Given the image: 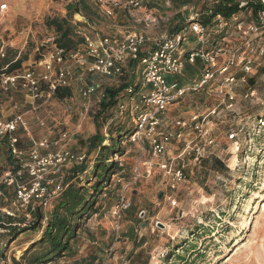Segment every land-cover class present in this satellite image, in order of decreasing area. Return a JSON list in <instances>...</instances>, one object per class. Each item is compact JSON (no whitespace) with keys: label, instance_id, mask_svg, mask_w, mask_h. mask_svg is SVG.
I'll use <instances>...</instances> for the list:
<instances>
[{"label":"rangeland","instance_id":"1","mask_svg":"<svg viewBox=\"0 0 264 264\" xmlns=\"http://www.w3.org/2000/svg\"><path fill=\"white\" fill-rule=\"evenodd\" d=\"M71 1L75 0H0V43L7 47V60L21 57L24 58L21 65H26L39 59L42 52L39 42L53 29L45 22L49 18L67 17L74 30L76 26L83 27L82 23L75 26L73 15L68 14L66 5ZM219 1L140 0L131 15L117 9L113 16H107L101 3L86 0L90 6L87 14L92 11L95 17L91 22L88 15L83 13V16L99 34L118 35L136 30L152 39L169 35L192 16L205 22ZM254 1L257 0H233L239 10L231 17L219 14L209 18L207 50L227 45L210 68L215 76L161 114L162 125L168 131L174 130L172 123L176 119L189 123L192 114L216 108L207 124L212 145L197 159L192 157L193 149L189 155L175 159V162L182 160L186 177L173 190L166 185L156 165L146 175L144 164L138 163L140 147L129 142L127 135L121 133L119 145L116 144L114 133L133 126L131 113L118 115L112 107L96 119L100 105L97 99L104 94V87L119 88L127 84L125 78H102L98 96L93 95L85 103L88 113L83 120L79 111L84 103L77 94V85L72 86L71 97L51 98L35 111V115L45 118L46 127H40L30 113L33 139L43 136L52 139L67 132L71 135L68 148L87 157L83 165L87 173L78 178V167L70 165L61 169L65 187L40 209L43 218L37 228L31 227L33 222L37 223L34 214L30 222L17 229L16 236L9 237L7 230L0 227V256L10 257L7 264H15L14 261L25 264L30 254L44 251L45 246L38 242L50 213L65 192L71 190L81 194L87 209L76 219V236L69 240L70 250L44 264H264V10L254 13L247 7ZM258 1L264 6V0ZM224 18L226 25L214 22L216 19L223 22ZM186 41L187 51L197 49L191 33ZM231 54L236 58L234 66H228L220 75L218 70ZM244 58L251 62L248 71L243 68ZM205 67L208 65L202 59L187 63L178 79L185 86L197 82ZM227 74L234 76V84L225 85ZM221 89L233 99L227 96L222 99ZM8 96L18 100L19 111L27 110L21 94ZM184 131L183 140L172 138L170 142L173 157L185 147L184 141L192 140L194 147L196 132L188 126ZM97 132L103 139L101 145L90 143ZM22 145H29L23 134ZM117 151L118 155H114ZM100 159L107 169L108 180L96 194L91 186L96 180L94 169ZM141 159L146 161L149 155L145 153ZM0 163L1 175L9 163ZM137 163L141 175L136 180L132 170ZM122 193L130 205L118 215L113 207ZM4 205L9 203L0 200V207ZM1 220L4 222L7 218ZM157 221L164 227L156 226ZM34 244L37 245L30 253L22 257Z\"/></svg>","mask_w":264,"mask_h":264},{"label":"built area","instance_id":"2","mask_svg":"<svg viewBox=\"0 0 264 264\" xmlns=\"http://www.w3.org/2000/svg\"><path fill=\"white\" fill-rule=\"evenodd\" d=\"M96 2L102 4L107 16H113L117 9L127 11L131 15L140 4V0ZM73 22L75 26L84 24L83 27L76 26L75 32L80 35L82 42L74 50L65 51L60 47L56 43V33L52 31L39 42L42 51L39 59L15 69H10V65L17 57L0 63V94L1 90L21 92L24 107L27 108L19 111L15 107L18 111L8 118H3V102L0 96V144L6 145L12 161V166L0 175V200L9 203V206L0 207V219L6 217L15 220L10 224L19 228L31 221L37 209L45 207L55 195L63 191L65 186L61 176L62 168L70 165L79 168L87 163L85 154L68 148L71 135L67 132H62L52 139L43 136L34 140L31 136L26 114H34L37 124L45 127V119L35 115V111L47 104L58 89L78 86L77 94L84 103L79 117L83 120L88 113L86 101L100 92L99 78H125L127 84L119 91L113 110L118 115L127 112L133 115V130L127 134V140L140 147L138 163L144 164L147 176L156 165L171 190L186 177L182 160L175 162V159H180L184 154L189 155L192 149V157L197 159L213 143L207 124L209 116L216 113V108H206L201 114H192L189 123L176 119L172 123L176 128L168 131L162 125L161 117L171 104L179 101L188 92L201 89L215 76V71L210 68L215 66L222 48L227 45H216L207 50L209 25L206 22L192 16L179 30L152 39L138 31L118 35L99 34L81 12L74 14ZM214 22L219 26L227 23L225 18L223 22L222 19H216ZM189 33L198 46L192 51H187L186 39H189ZM230 56L227 63L218 70L220 75L224 74L228 66H234L236 58L234 54ZM7 57V47L0 43V61ZM197 59L205 61L208 67L204 68L197 82L185 86L178 76L187 63H193ZM243 60V68L248 71L251 66L250 59ZM87 75L88 79L85 77ZM224 82L225 85L234 84V76L227 74ZM220 94L222 99L226 96L230 100L233 99L229 92L222 89ZM103 97L102 93L97 101L101 102ZM187 126L196 132L194 147L191 146L192 140L184 141L185 147L173 157L170 153V142L172 138L183 140ZM22 134L29 140L27 147L20 143ZM198 139L201 142H197ZM53 147L55 149L52 150ZM145 153L149 155L146 161L141 159ZM138 163L132 170L136 180L141 175ZM86 170V167L77 170V177L82 178L87 173ZM4 187H9L11 191L5 192ZM129 205L130 202L122 193L113 210L119 215ZM6 260H10L8 255L0 256V264H7Z\"/></svg>","mask_w":264,"mask_h":264},{"label":"trees","instance_id":"3","mask_svg":"<svg viewBox=\"0 0 264 264\" xmlns=\"http://www.w3.org/2000/svg\"><path fill=\"white\" fill-rule=\"evenodd\" d=\"M216 5L217 6L214 8L212 13L206 18L205 22H207L210 17L214 15H219V14L223 15L225 18H229L234 13H236V11L239 10L238 5L237 4L235 5L233 3V0H220L219 2H217ZM247 7H250L251 10L254 11V13L264 10L263 4H261L260 1L258 0L254 1L253 3L247 4ZM66 9L68 10L69 16H72L76 12H81L82 14L84 13L85 15H88L87 19L91 22L93 21V18L95 17L93 16L94 13L92 11H91V14L90 13L87 14L88 13L87 10H90V6L86 2V0L71 1L67 3ZM83 9L85 10V12ZM45 22L48 27L49 26L53 27L54 31L57 33L56 43L60 47L64 48L65 51L74 50L76 47H78L81 44L82 39L80 35H78L75 32L73 26H71L68 23L67 17L66 18L52 17V18L47 19ZM180 27L181 26L179 27L176 26L172 30V32L179 30ZM23 59L24 58L17 57L14 63L10 65V69H15L16 67L20 66ZM11 60H13V58L7 61L9 62ZM124 86L125 85L122 84L119 86V88L106 87L104 89V97L102 98L100 102L98 113L96 114V119L100 115H106L108 111L110 112V109L114 106L116 102V97L119 95V91H121ZM54 95L58 99H64V98H68L69 96H71V91L69 88L68 89L62 88V89L56 90ZM132 130H133V127L131 129H127L124 131L120 130L119 132H117L116 144L119 143V140H120L119 138L122 134L127 135ZM110 139H111V144H112L113 137L111 135H110ZM90 141H91L90 142L91 144L96 142V143H99V145H101L103 139H102V136L99 134V132H97L95 136L91 138ZM112 150H114V148ZM114 155H118V151L115 152ZM101 159L100 161H98V164H96L95 166L94 174H95L96 180L91 186L93 187L92 188L93 190H96V194L101 191L102 187H105L101 184L105 185L108 180L106 179L107 174H108L106 172L107 169L105 167L104 162H102ZM83 169H84L83 166H80L79 168H77V170H83ZM82 198L83 197L78 191L71 190V191L65 192V194L63 195L62 201L50 213L51 214L50 218L48 219L47 225L45 226L43 230L44 231L43 236L38 242V244L45 246L44 251L40 253L33 252L32 254H30L29 257L26 259L25 264L48 263L51 260H53V258H55L58 254L64 255L66 251L70 250L69 240L71 241L72 238L76 236L75 231H74L75 226H76V219L80 215L83 214L82 213L83 211L87 209L86 201L85 203H82ZM60 209H62L63 211L60 212ZM34 215H36L37 223L33 222L31 227L37 228L38 224H40L41 222L43 214L40 212V210L37 209L34 212ZM11 222L12 221L9 218L7 219V221H4V222L0 219V227H3L7 230L9 237L16 236L17 231H18L17 229H19V227L12 226L10 224ZM36 245L37 244H34V246L28 247L27 250L23 253L22 257H25V255H28L30 251L32 250V248H34ZM14 262L15 264H20L18 261H14Z\"/></svg>","mask_w":264,"mask_h":264},{"label":"crops","instance_id":"4","mask_svg":"<svg viewBox=\"0 0 264 264\" xmlns=\"http://www.w3.org/2000/svg\"><path fill=\"white\" fill-rule=\"evenodd\" d=\"M152 1H154V0H152ZM123 11V10H122ZM115 12V11H114ZM75 14V13H74ZM74 14H73V18H74ZM73 20V19H72ZM52 31H54V29H51L50 31H48L47 33H50V32H52ZM136 30H134V32H135ZM55 32V31H54ZM125 32H129V31H122V32H120V33H125ZM142 32V31H141ZM46 33V34H47ZM56 33V32H55ZM45 34V35H46ZM104 35H106V34H104ZM56 36H57V33H56ZM8 58V57H7ZM7 62V59H4V60H2V61H0V63L2 64V63H6ZM87 79H88V75L87 76H85ZM103 78V77H102ZM102 78H99V82H101L100 80L102 79ZM101 84V83H100ZM76 86V85H75ZM106 88V86L104 87V89ZM69 89H70V91H71V89H72V87H69ZM77 89H78V86H77ZM19 94H21V92H19V91H17ZM17 92H12V91H5V90H1V94H0V96H2V108H1V116L3 117V118H8V117H10V116H12L16 111H18V110H20L19 109V102H18V100H14L13 98H11V97H9L8 96V94H12V93H17ZM102 92V91H101ZM72 95V94H71ZM22 96V95H21ZM98 96V94H95L94 95V97H97ZM55 97V96H54ZM53 97V98H54ZM69 97H71V96H69ZM57 98V97H56ZM65 99V98H64ZM98 100V99H97ZM15 107H17L18 108V110L17 109H14ZM26 117H27V119H28V122L30 123V119H33L32 118V115L30 114V113H28V114H26ZM44 118V117H43ZM45 119V118H44ZM30 125V124H29ZM46 127V126H45ZM44 128V127H43ZM48 128V127H47ZM61 134V133H60ZM59 134V135H60ZM115 134H117V133H115ZM114 134V135H115ZM119 134V133H118ZM20 143H21V145H22V136H21V139H20ZM0 162H8L9 163V166H7L6 167V169H8V168H10L11 166H12V161H11V158H10V155H9V152H8V148L6 147V145L4 144V143H1L0 144ZM1 164V163H0ZM5 170V169H4ZM3 170V171H4ZM4 191L5 192H10L11 191V189L9 188V187H4ZM8 219V218H7ZM10 219V218H9Z\"/></svg>","mask_w":264,"mask_h":264},{"label":"water","instance_id":"5","mask_svg":"<svg viewBox=\"0 0 264 264\" xmlns=\"http://www.w3.org/2000/svg\"><path fill=\"white\" fill-rule=\"evenodd\" d=\"M161 196H162V194L159 195V197H161ZM156 226H158L160 228L164 227V225L159 221H157Z\"/></svg>","mask_w":264,"mask_h":264}]
</instances>
